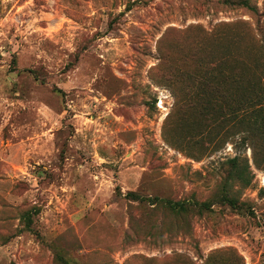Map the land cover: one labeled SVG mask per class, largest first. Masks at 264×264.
<instances>
[{
	"label": "rangeland",
	"instance_id": "374dc122",
	"mask_svg": "<svg viewBox=\"0 0 264 264\" xmlns=\"http://www.w3.org/2000/svg\"><path fill=\"white\" fill-rule=\"evenodd\" d=\"M261 25L206 0H0V264H264V158L184 143L204 121L179 95L201 70L250 93ZM238 158L252 183L228 191Z\"/></svg>",
	"mask_w": 264,
	"mask_h": 264
},
{
	"label": "trees",
	"instance_id": "16d2710c",
	"mask_svg": "<svg viewBox=\"0 0 264 264\" xmlns=\"http://www.w3.org/2000/svg\"><path fill=\"white\" fill-rule=\"evenodd\" d=\"M207 2L219 6H223L228 9H243L251 14L256 19L260 32H263L261 25L264 12H261L254 3L255 0H206ZM231 55L223 57L218 66L224 59H229ZM214 63V62H213ZM209 65L211 63H208ZM195 78H182L183 83L191 81L187 88L179 91V95H182L181 102L187 101V110L191 113V110L195 106L201 109V115L203 121L201 123L200 136L191 137L184 143L188 145H201L209 151H219L222 149L231 139L240 136L242 144H249L252 147L255 154V162L258 164L261 158H264V102L260 99L259 102L252 101V90H254L255 84H262L264 77L259 81H250L246 84L245 93H238L243 81L235 82L232 77L237 73H233L232 77L226 74L223 79V84L218 83L216 75H211L207 70H201ZM264 73V70H260ZM228 84V85H227ZM191 86V91L188 88ZM177 93V92H176ZM238 94H241L243 100L238 99ZM191 95V96H190ZM185 105V104H184ZM182 121V120H181ZM198 125L196 126V129ZM236 128V131L234 130ZM182 131H189V127H182ZM177 132L175 131L172 136L167 133L164 134V138L169 144H175V138ZM187 138V137H185ZM180 139H184V136H180ZM239 158L230 161L232 168L229 172V178L227 181L226 189L229 191V186L232 181H240L246 186L251 185L252 179L247 178L249 171V164L246 160L245 168H239ZM129 196L134 201H140L143 205L148 202L150 205L160 207L162 210L174 217H181L182 214H186L189 211V205L184 202L166 201L160 198H144L136 193H131ZM223 201L233 208L238 207V202L225 194ZM230 252V251H228ZM227 252V253H228ZM226 254L217 253V255ZM226 263V262H225ZM223 261L218 264H225Z\"/></svg>",
	"mask_w": 264,
	"mask_h": 264
}]
</instances>
